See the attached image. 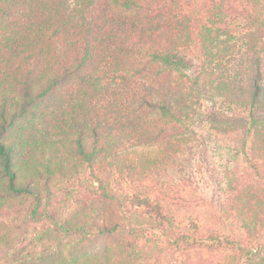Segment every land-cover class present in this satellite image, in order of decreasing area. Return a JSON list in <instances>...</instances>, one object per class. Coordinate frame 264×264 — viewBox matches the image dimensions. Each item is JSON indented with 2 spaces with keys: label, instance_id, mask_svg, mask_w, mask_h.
Returning a JSON list of instances; mask_svg holds the SVG:
<instances>
[{
  "label": "trees",
  "instance_id": "obj_1",
  "mask_svg": "<svg viewBox=\"0 0 264 264\" xmlns=\"http://www.w3.org/2000/svg\"><path fill=\"white\" fill-rule=\"evenodd\" d=\"M184 4L0 0V217L48 223L12 253L17 264H150L110 179L182 168L206 149L216 201L241 234L161 228V251L182 264L201 251L221 256L210 264H264V0H210L203 20ZM64 181L78 206L60 218L43 201Z\"/></svg>",
  "mask_w": 264,
  "mask_h": 264
},
{
  "label": "rangeland",
  "instance_id": "obj_2",
  "mask_svg": "<svg viewBox=\"0 0 264 264\" xmlns=\"http://www.w3.org/2000/svg\"><path fill=\"white\" fill-rule=\"evenodd\" d=\"M209 2L210 0H185L184 9L193 19L195 17L196 20H203L208 14ZM233 26L242 25L238 21ZM186 53L193 61L191 73L195 74L200 63L197 43L194 42ZM231 140L238 143L235 138ZM192 158L191 163L182 168L176 166V162L139 181L117 174L110 179L113 192L127 200V209L122 213L125 227L128 228V222H132L135 228H143V232L133 240V248L139 252V261L142 263L182 264L181 258L161 251L164 245L161 228H169L175 234H204L211 230H218L222 234H241L238 225L231 219L229 204L216 201L215 184L210 179V174L219 176L216 169L217 159L213 158L209 149H206L205 154L195 152ZM179 162H184L183 157ZM181 175L193 179L192 186L182 185L179 180ZM67 183L69 184L64 181L62 185H56L51 189L50 201H43V208L55 212L60 218L72 213L78 206L74 197L78 191L76 188H64ZM225 212L229 216L224 217ZM138 216H150L152 227L142 218L138 219ZM136 220L141 225L136 224ZM47 225L45 221H31L25 211L1 216L0 233L6 234L9 243L0 246L3 251L0 253V264H17V261L11 259L12 253L26 251L25 248L29 246L36 231ZM220 260V255L201 251L192 254L187 264H210Z\"/></svg>",
  "mask_w": 264,
  "mask_h": 264
}]
</instances>
